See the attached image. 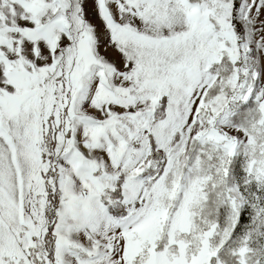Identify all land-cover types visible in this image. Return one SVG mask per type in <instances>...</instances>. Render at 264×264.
<instances>
[{"label":"snow or ice","instance_id":"snow-or-ice-1","mask_svg":"<svg viewBox=\"0 0 264 264\" xmlns=\"http://www.w3.org/2000/svg\"><path fill=\"white\" fill-rule=\"evenodd\" d=\"M0 264H264V0H0Z\"/></svg>","mask_w":264,"mask_h":264}]
</instances>
